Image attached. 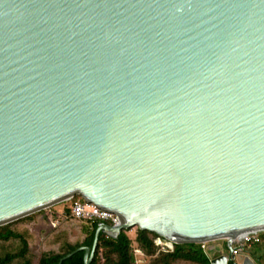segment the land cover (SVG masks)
I'll return each instance as SVG.
<instances>
[{
	"label": "water",
	"instance_id": "1",
	"mask_svg": "<svg viewBox=\"0 0 264 264\" xmlns=\"http://www.w3.org/2000/svg\"><path fill=\"white\" fill-rule=\"evenodd\" d=\"M75 196L120 223L58 264L135 227L258 264L264 0H0V226Z\"/></svg>",
	"mask_w": 264,
	"mask_h": 264
},
{
	"label": "trees",
	"instance_id": "2",
	"mask_svg": "<svg viewBox=\"0 0 264 264\" xmlns=\"http://www.w3.org/2000/svg\"><path fill=\"white\" fill-rule=\"evenodd\" d=\"M67 202L63 207L50 208L48 213L41 211L1 225L0 264H58L77 247L91 246L98 222L64 216L71 210ZM134 230V237L131 230L122 231L116 238L99 233L89 264H137L135 248L149 258L148 264H212L205 244L174 243L173 250H162L155 239L164 237L138 227ZM258 244L264 248V233ZM83 255V250L76 251L63 264H84ZM250 255L258 264H264L261 253L251 251ZM228 262L238 264L231 258Z\"/></svg>",
	"mask_w": 264,
	"mask_h": 264
},
{
	"label": "built area",
	"instance_id": "3",
	"mask_svg": "<svg viewBox=\"0 0 264 264\" xmlns=\"http://www.w3.org/2000/svg\"><path fill=\"white\" fill-rule=\"evenodd\" d=\"M70 217L78 220H88V221H97L99 223H106L110 226L118 227L120 220L117 214L102 210L96 205L89 203L81 198L75 199V197L70 198ZM67 217V214H64ZM58 223V222H57ZM260 233L257 232L249 235H245L242 239H232L231 244L233 247V253H239L246 244L250 245L251 243H258ZM158 244L161 243V240L156 241Z\"/></svg>",
	"mask_w": 264,
	"mask_h": 264
},
{
	"label": "rangeland",
	"instance_id": "4",
	"mask_svg": "<svg viewBox=\"0 0 264 264\" xmlns=\"http://www.w3.org/2000/svg\"><path fill=\"white\" fill-rule=\"evenodd\" d=\"M75 199H77V197H75ZM66 203L68 204V202L60 203L52 207L51 210L55 209V207H63L62 205ZM44 211L45 213H48L50 209ZM67 217H70V214H67ZM130 233H132V236L134 237L135 230H131ZM261 235H263V233L259 234V236ZM203 244H205L206 252L210 257L212 264H229V262L227 261L229 257V247L226 240H213ZM242 251H244V254L248 255H250L251 251H257L258 254L261 253L262 255H264V248L261 249L258 243H251L250 245L246 244ZM135 254L137 264H148L149 258L143 254L142 250H140L139 248H135Z\"/></svg>",
	"mask_w": 264,
	"mask_h": 264
},
{
	"label": "clouds",
	"instance_id": "5",
	"mask_svg": "<svg viewBox=\"0 0 264 264\" xmlns=\"http://www.w3.org/2000/svg\"><path fill=\"white\" fill-rule=\"evenodd\" d=\"M67 202V201H66ZM64 203V202H63ZM99 223V222H98ZM158 239H160L161 240V243H157L156 241L158 240ZM227 242V241H226ZM155 243L158 245V246H160V249H162V250H173V247H174V244H172L171 242H169L168 240H166V239H162V238H160V237H158V238H156L155 239ZM203 244V243H202ZM232 250H233V247H232ZM242 254V253H244V251H240L239 253H233L232 252V254ZM243 255V254H242ZM231 258V256L229 255V257H228V260L227 261H229V259ZM232 259V258H231ZM254 259V258H253Z\"/></svg>",
	"mask_w": 264,
	"mask_h": 264
},
{
	"label": "bare ground",
	"instance_id": "6",
	"mask_svg": "<svg viewBox=\"0 0 264 264\" xmlns=\"http://www.w3.org/2000/svg\"><path fill=\"white\" fill-rule=\"evenodd\" d=\"M244 237V236H243ZM243 237H241L240 239H242Z\"/></svg>",
	"mask_w": 264,
	"mask_h": 264
}]
</instances>
